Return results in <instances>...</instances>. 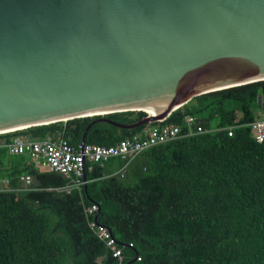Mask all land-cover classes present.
I'll use <instances>...</instances> for the list:
<instances>
[{"label":"trees","instance_id":"trees-1","mask_svg":"<svg viewBox=\"0 0 264 264\" xmlns=\"http://www.w3.org/2000/svg\"><path fill=\"white\" fill-rule=\"evenodd\" d=\"M258 111H264V80L197 95L164 120L131 129L96 122L86 131V144L112 145L157 124H177L183 134L185 116L203 131L143 150L123 175L127 161L119 157L87 160L84 184L70 192L57 190L69 182L61 173L38 169L3 143L18 134H62L76 145L94 118L133 123L145 111L1 133L0 177L19 187V175L27 174L32 183L0 192V264H116L89 226L93 219L108 228L131 264H264V138L255 139L249 126ZM91 204L98 210L88 213Z\"/></svg>","mask_w":264,"mask_h":264},{"label":"water","instance_id":"water-1","mask_svg":"<svg viewBox=\"0 0 264 264\" xmlns=\"http://www.w3.org/2000/svg\"><path fill=\"white\" fill-rule=\"evenodd\" d=\"M260 80L264 0H0V133L146 112L84 144Z\"/></svg>","mask_w":264,"mask_h":264},{"label":"built area","instance_id":"built-area-1","mask_svg":"<svg viewBox=\"0 0 264 264\" xmlns=\"http://www.w3.org/2000/svg\"><path fill=\"white\" fill-rule=\"evenodd\" d=\"M184 122L187 126V132L183 134L177 124H157L145 128L142 135L124 138L108 146L86 143L70 144L62 134L44 139H31L24 134H18L11 141L3 143V146L7 147L10 154L26 155L37 168L61 173L69 182L57 190L70 192L72 189L84 184L83 175L87 160L102 163L111 157H119L127 161L119 171L123 175L129 161L143 150L176 139L182 135H192L203 131V128L197 125L191 116H185ZM234 125L237 124L227 127L228 135L233 134ZM249 126L253 137L258 141L262 140L264 138V111H258ZM18 180L20 186L12 187L9 178L0 177V192L25 190L29 188L32 182L31 176L27 174L19 175ZM97 210L98 206L96 204H91L87 207L88 213H93ZM89 226L110 247L112 256L116 258V264H131L130 261H126L124 258L122 248L117 246V242L108 228L98 223L95 219L89 222ZM128 245L131 247L132 243ZM136 259L140 260V257L136 255Z\"/></svg>","mask_w":264,"mask_h":264},{"label":"rangeland","instance_id":"rangeland-1","mask_svg":"<svg viewBox=\"0 0 264 264\" xmlns=\"http://www.w3.org/2000/svg\"><path fill=\"white\" fill-rule=\"evenodd\" d=\"M114 163H115V161H114V162H112V164L110 165V167H112Z\"/></svg>","mask_w":264,"mask_h":264},{"label":"crops","instance_id":"crops-1","mask_svg":"<svg viewBox=\"0 0 264 264\" xmlns=\"http://www.w3.org/2000/svg\"><path fill=\"white\" fill-rule=\"evenodd\" d=\"M38 169H40V168H38ZM40 170H43V169H40ZM48 171V170H47ZM32 183V182H31Z\"/></svg>","mask_w":264,"mask_h":264},{"label":"clouds","instance_id":"clouds-1","mask_svg":"<svg viewBox=\"0 0 264 264\" xmlns=\"http://www.w3.org/2000/svg\"><path fill=\"white\" fill-rule=\"evenodd\" d=\"M12 132V131H11Z\"/></svg>","mask_w":264,"mask_h":264}]
</instances>
